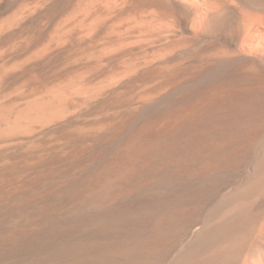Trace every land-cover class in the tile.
<instances>
[{
	"label": "bare ground",
	"instance_id": "obj_1",
	"mask_svg": "<svg viewBox=\"0 0 264 264\" xmlns=\"http://www.w3.org/2000/svg\"><path fill=\"white\" fill-rule=\"evenodd\" d=\"M263 250L264 0H0V264Z\"/></svg>",
	"mask_w": 264,
	"mask_h": 264
},
{
	"label": "rangeland",
	"instance_id": "obj_2",
	"mask_svg": "<svg viewBox=\"0 0 264 264\" xmlns=\"http://www.w3.org/2000/svg\"><path fill=\"white\" fill-rule=\"evenodd\" d=\"M257 253V252H256ZM255 253V254H256ZM260 254V255H259ZM259 254H256L254 256V254H250V253H244L240 259H239V263L238 264H264V250L262 252H259ZM259 255V256H258ZM258 256V257H256ZM262 256V257H261ZM261 257V258H259ZM258 261V262H257Z\"/></svg>",
	"mask_w": 264,
	"mask_h": 264
}]
</instances>
